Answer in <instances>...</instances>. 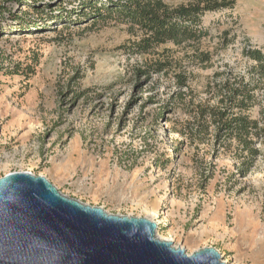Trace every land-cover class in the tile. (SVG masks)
I'll list each match as a JSON object with an SVG mask.
<instances>
[{
	"label": "rangeland",
	"instance_id": "374dc122",
	"mask_svg": "<svg viewBox=\"0 0 264 264\" xmlns=\"http://www.w3.org/2000/svg\"><path fill=\"white\" fill-rule=\"evenodd\" d=\"M94 1L0 0V176L30 171L110 214L151 219L187 253L213 246L224 264H264V147L249 174L233 176L230 153L178 144L171 73L136 75L166 49L194 95L225 63L243 72V49L263 45L264 0L205 14V67L171 44L128 54L135 32L96 16Z\"/></svg>",
	"mask_w": 264,
	"mask_h": 264
},
{
	"label": "trees",
	"instance_id": "16d2710c",
	"mask_svg": "<svg viewBox=\"0 0 264 264\" xmlns=\"http://www.w3.org/2000/svg\"><path fill=\"white\" fill-rule=\"evenodd\" d=\"M172 1L178 2L170 4ZM235 2L95 0L90 7L96 16H101L103 11L135 32L136 40L124 45L128 54H149L157 46L171 44L191 49L188 63L205 67L211 55L199 46L207 34L201 27L202 18L208 12L231 9ZM41 11L39 9L36 14ZM74 13L77 15L74 7L65 11L69 18ZM169 53L166 49L160 57L145 63L136 70V75L151 82L154 75L171 73L174 91L168 104L175 103L172 106L182 116L176 123L175 132L182 138L178 144L186 143L197 149L206 145L213 156L220 151L230 153L235 161L233 176L243 178L253 170L264 147V41L261 47L243 49L249 61L243 72L236 73L227 63L221 71H215L204 85L202 96L193 93L191 72Z\"/></svg>",
	"mask_w": 264,
	"mask_h": 264
},
{
	"label": "water",
	"instance_id": "95a60500",
	"mask_svg": "<svg viewBox=\"0 0 264 264\" xmlns=\"http://www.w3.org/2000/svg\"><path fill=\"white\" fill-rule=\"evenodd\" d=\"M156 228L60 193L45 176H0V264H224L215 247L187 253Z\"/></svg>",
	"mask_w": 264,
	"mask_h": 264
}]
</instances>
